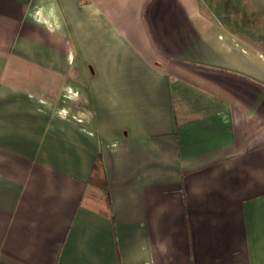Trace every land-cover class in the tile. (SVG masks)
I'll return each instance as SVG.
<instances>
[{
  "label": "crops",
  "instance_id": "0c3cea01",
  "mask_svg": "<svg viewBox=\"0 0 264 264\" xmlns=\"http://www.w3.org/2000/svg\"><path fill=\"white\" fill-rule=\"evenodd\" d=\"M0 264H264V0H0Z\"/></svg>",
  "mask_w": 264,
  "mask_h": 264
},
{
  "label": "trees",
  "instance_id": "16d2710c",
  "mask_svg": "<svg viewBox=\"0 0 264 264\" xmlns=\"http://www.w3.org/2000/svg\"><path fill=\"white\" fill-rule=\"evenodd\" d=\"M87 184L106 191L105 176L100 158L97 156L91 168Z\"/></svg>",
  "mask_w": 264,
  "mask_h": 264
}]
</instances>
